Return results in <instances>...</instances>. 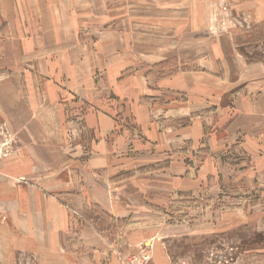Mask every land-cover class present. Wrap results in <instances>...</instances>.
<instances>
[{"label":"rangeland","instance_id":"rangeland-1","mask_svg":"<svg viewBox=\"0 0 264 264\" xmlns=\"http://www.w3.org/2000/svg\"><path fill=\"white\" fill-rule=\"evenodd\" d=\"M94 1L106 16L113 4L110 38L85 21L45 51L17 40L29 53L17 46L14 64L0 43V264H73L91 248L65 251L64 234L83 243L90 222L114 264H264V136L239 117L261 105L264 42L242 46L250 67H234L235 32L264 35V0ZM134 2L136 27L119 18ZM122 50L134 57L126 81L103 61ZM173 74L189 87L160 83Z\"/></svg>","mask_w":264,"mask_h":264},{"label":"crops","instance_id":"crops-1","mask_svg":"<svg viewBox=\"0 0 264 264\" xmlns=\"http://www.w3.org/2000/svg\"><path fill=\"white\" fill-rule=\"evenodd\" d=\"M235 3H239V1L235 0ZM103 4L105 7L107 6V16L101 14V12L99 11L101 6H97L94 0H0V43L5 42L3 51L8 56L9 61L11 59L14 64V59L17 54V46H19V54L21 56L29 53V49L25 48V43L23 44L22 42H20V44H17V40H21L24 42L27 41L29 48L31 44L28 41L36 39L46 41L45 43H41L39 45V49L41 51H45L48 50L47 46L64 45L80 37V29L85 21L95 22V20H98L99 23L103 24V26L101 27V37H98V39L101 38L102 41L105 38H110V33L106 34L105 32V24L111 23V17H113L112 13L114 7L111 2H103ZM134 4H136L137 6L138 2L131 3L129 6L121 5L123 9H126V11L124 14H121L119 18L121 22H125L128 24L129 22H133L134 20V25L136 27V22L142 23V21H138L137 19H135V12L133 9H131L135 6ZM128 24L120 29L117 39L122 40L123 37L120 36L121 34H124L125 38L127 39L126 35L129 33L128 30H130V28L128 29ZM257 27L258 26H254L252 28L250 27L249 29H245L242 32H235V69L239 68L241 70V68L250 67L245 56H247L251 52L246 54L245 52H243L242 46H246V51H249L247 47L252 46L253 48L254 46L256 47L255 49H259L257 44H262V42H264V35L263 37L252 35L254 34L253 32H257ZM86 37L90 36L87 35ZM94 39L96 38H93V41ZM94 44L96 43L92 41L87 42L82 45L81 49L76 50H78V53L83 51V56L85 57V55L88 53V47L93 46ZM98 53H104L99 51L95 54L101 61L102 57L98 56ZM131 57L134 59L133 55H127V53L122 50L117 52V54L115 55L107 53V55L103 58V61L105 62V65H108L106 67H111L113 69L115 73L114 75L116 77H122L124 75L125 80L123 81H126L127 70L129 69V67L133 66L130 62ZM149 66L155 67L154 59H151V64H149ZM132 73L134 72H131V74ZM175 77L176 76H174V74L167 76L161 79L160 83H165L164 87L169 86L168 82H170V85L177 83L179 87H183L184 89L189 87V85L187 86L186 82L182 80L181 77H177L176 80L170 81ZM13 82L21 89V86L16 81ZM15 95L16 97H18V95H21L17 100V102L19 103H21L23 97L26 98V96H31L30 93L27 95L24 94L23 90H21V93H16ZM258 98V103L261 104L260 106L256 104V106L252 108L250 114L239 116L241 118L249 119V122L245 127L248 136H251V133L252 136H264V96ZM93 99L94 98H90L87 100L89 102H93ZM186 100L187 97L185 96V100L181 101V105L184 110L188 108L187 106H191V103L187 102ZM245 100H248L247 103H254L249 98L247 99V97L245 98ZM242 103H244L243 100L238 105ZM11 104L15 105V99L12 100ZM172 104L174 103L172 102ZM25 114L26 113H24V116ZM97 119L102 120V117L98 116ZM55 210L58 213L62 212V230L67 228L66 213L64 209H62L60 206L58 207L57 205H55L54 208H51V211L54 213ZM122 214H124V212L119 209L118 213H116V216L121 217ZM55 217L56 219L54 221H57L58 225H60L59 216L55 215ZM94 226L95 225L90 222L86 226L81 228V234L83 235V238L81 239L83 240V243L76 240L74 242L75 244L73 245L72 239H69L70 237L68 236L66 238L64 234L63 246L65 251L67 250L68 252H71L73 247L80 245L91 248L90 250L85 252H79L75 250V255L77 257H75L74 261L72 260L73 264H114L116 255H112L111 253V250H113L114 252V244L111 241L108 242L107 239L104 240L102 238V241L101 238H98V233L96 232ZM203 232L204 231L199 229L196 232L192 233L191 236L202 234ZM142 233L135 237L129 235L128 246L132 247L133 245H136V243L140 240V236L142 235ZM188 239L189 238L187 237L183 239L181 237H178L173 239L170 243ZM50 246L56 247L57 244L52 243L50 244ZM114 253H116V251ZM175 255L178 254L175 253ZM159 257L160 258H158V260L156 261L158 264H168V260H166L164 256Z\"/></svg>","mask_w":264,"mask_h":264},{"label":"built area","instance_id":"built-area-1","mask_svg":"<svg viewBox=\"0 0 264 264\" xmlns=\"http://www.w3.org/2000/svg\"><path fill=\"white\" fill-rule=\"evenodd\" d=\"M147 261H148V258H141V259L136 260V263L137 264H147ZM180 264H189V263H180Z\"/></svg>","mask_w":264,"mask_h":264}]
</instances>
